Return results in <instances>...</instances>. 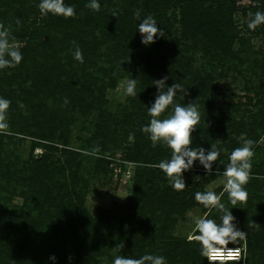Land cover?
<instances>
[{
  "label": "rangeland",
  "instance_id": "1",
  "mask_svg": "<svg viewBox=\"0 0 264 264\" xmlns=\"http://www.w3.org/2000/svg\"><path fill=\"white\" fill-rule=\"evenodd\" d=\"M29 1L31 5L41 2V0ZM116 1L124 2V0ZM64 3L74 7L76 13L73 18L61 16L65 23L79 20L77 23L81 24L82 20L84 22L89 20L90 11L86 7L90 3L89 0H64ZM13 5L16 8L22 6L21 3ZM233 5L235 27L230 32L233 39L221 38L210 48L208 37L200 35L196 37V48L190 52L189 67H177L178 64L166 62L165 68L160 67L157 71L159 74H182V76L185 74L189 78H192L191 74L215 76L214 88L208 94H204V90L193 91L196 99H191L192 92L189 88L184 89L186 78L183 76L180 79V85L187 93L177 95H183L188 99L184 102L185 105L192 103L191 100L195 101L200 113V121L192 134L193 142L190 147H202L207 152L211 150V145L215 144L220 150L219 159L213 163L210 175L199 161H195L193 167L183 173L186 184L184 191L174 190L165 173L154 167L161 160L170 159L171 150L166 145L157 143L154 146L148 135L142 132L141 129L144 126L139 130L140 139L136 140L135 137L133 140H129V137L123 139L126 132L122 126L118 125L119 122L111 120L112 115L120 116L126 107L128 95L125 94V88L130 76L124 74L134 73L128 66L122 65L121 58L127 55L126 50H129L130 56H134L133 47L126 45L115 55L110 49H102L98 45L97 48L100 49L98 54H94L95 58L88 55L87 59H83V69L79 68L78 61L68 56L67 60L61 64L62 66H59L64 74H94V76L91 75L92 77L87 75L82 81L72 86L75 88L74 94L86 100L95 98L99 100L98 108L88 109L85 113L79 110L78 121H75L76 117L72 116V119H65L64 122L48 121V127H43L36 109L40 113L44 110L42 105L48 101L47 96L38 95L39 87L32 86V82L22 84L24 85L21 86L23 95L15 100L19 106L22 104L23 107L20 106V109H16L13 114L7 116L8 128L6 133L2 132L6 135L7 148L12 150L14 154H11L16 155L17 160L22 163L34 158L42 160L39 164L41 167L49 163L53 168L49 174V182L52 185L64 181L65 191L67 189L71 192L77 191L92 215L100 211L101 215L103 213L109 217L110 222L103 228L102 234L112 233V235L102 245L99 264H112L117 255L140 258L143 252L145 255V249H149L156 243V236H159L157 234L166 231L172 230L173 235L187 240L189 235H192L194 239V236L199 234L194 224L197 218L206 216L221 223L222 213H217L218 210L215 209L204 208L195 200V193L202 192L204 186L207 191H215L218 187L223 188L225 178L222 173L230 162L231 152L242 146L240 139L242 134H245L247 139L256 138L255 141L253 140L255 142L253 151L256 157L260 154V159L264 160V130H260L264 128V116H262L264 115V96L261 98L259 93L261 87H264V81L262 83L261 80L264 74V24L259 25L255 30L248 28V23L257 11L261 12L264 4L256 0H236ZM6 9L11 15L15 14V10ZM176 11L178 12L177 8H171L169 13L174 14ZM47 16L48 14L44 17ZM147 16L153 17L152 13ZM42 17L41 13L36 15L37 19ZM176 18H179V15ZM171 22L173 28L171 27L167 33L173 39L176 35L174 30L179 29L180 24L178 19L177 21L171 19ZM55 28L56 26H50L40 32L36 47L42 50L41 40L51 38V41L56 43L49 44L47 48L48 50L50 48L51 53L56 51L58 59L59 50L54 48L60 43L64 45L66 37L62 27L61 30H56V34H51V29ZM8 29L12 34L15 32L12 28ZM206 32L204 29L201 34L205 35ZM12 38L23 46L24 41L21 42L14 36ZM39 73L35 72L33 78ZM41 74H49V70L43 69ZM174 80L177 79H170L175 83ZM53 101L48 102L49 106L53 108L54 105L59 111L58 103ZM172 110L170 106L160 118H166ZM59 115L63 118L61 112ZM82 126L87 128V131L82 130ZM199 127H201L200 130ZM257 131H261L259 138ZM259 145L260 150L257 151ZM130 147L137 148L144 163L135 161L127 155V149ZM97 148L99 151L93 154ZM139 164L150 168L145 171L143 180L137 178L139 189L148 190L150 193L146 201L144 200L145 203L141 205H137V201L131 202L130 199L136 189L135 172ZM33 170L36 169L33 167ZM63 175H67L68 178L64 179ZM74 175L78 181H76L77 184L74 182L75 190L73 191L71 180L74 181ZM222 191L223 189L220 193ZM1 197L7 202L9 192L6 191ZM65 198L68 199L67 196ZM23 200V196L12 195L9 203L12 206H20L23 205ZM173 202H175L173 209L176 207V210L171 211L166 207ZM165 208L169 213L163 212ZM239 208L229 209L235 220L244 214V209L237 212ZM173 220H175L174 226ZM229 245L238 246L241 249L239 262L244 263L246 239L242 243Z\"/></svg>",
  "mask_w": 264,
  "mask_h": 264
},
{
  "label": "trees",
  "instance_id": "2",
  "mask_svg": "<svg viewBox=\"0 0 264 264\" xmlns=\"http://www.w3.org/2000/svg\"><path fill=\"white\" fill-rule=\"evenodd\" d=\"M235 1L124 0L118 3L116 0H98L100 10L97 12L88 8L89 20L85 22L82 20L79 24L77 23L79 20L74 19H72L73 23H65L61 16L51 13L38 20L36 15L40 13L39 3L31 5L29 0L18 2L0 0V24L15 30L13 34L10 32L11 37L24 41L23 46L20 47L23 57L21 63L13 68L0 69V98L7 97L11 101L7 116L13 114L16 109H20L15 99L23 95L24 85L22 84L32 82V86L39 87L38 95H46L48 99L46 104L42 105L44 110L41 113L36 109L43 127H48V121L64 122L65 119H72V116L76 117L75 121H78L79 110L85 113L88 109H96L99 107V100L96 98L86 100L74 94L75 88L72 86L82 81L87 75L92 77L91 75L94 76V74H64L59 66L67 60V56L74 59L73 52L77 45L82 51L83 59H87L88 55L95 58L94 54H98L100 49L97 48L98 45L102 49H110L115 55L120 48L128 45L133 47L132 53L135 55L130 56L129 50H126L127 55L121 58L122 65L128 66L134 73L124 75L137 80V95L127 97L126 107L120 116L117 114L110 116L111 120L119 122L118 125L122 126L126 132L123 139L129 137L130 133L134 134L136 140L140 139L139 130L150 123L148 107L154 103L158 91L153 81L168 77L165 81L167 88L174 84L170 81L171 78L177 79L174 82L180 84V79L184 76L186 78L184 89L187 87L191 90V99H196L193 94L195 90H204V94H208L214 88L213 74H191L192 78H189L185 74L183 76L182 74H159L157 71L160 67L165 68L166 62L178 64L177 67H189L190 52L196 48V37L200 35L208 37L210 48L221 38L233 39L230 32L235 27L233 11ZM256 1L264 4V0ZM15 3H21V8H16L13 5ZM6 8L15 10V14L11 15ZM171 8H177L178 12L169 13ZM137 9L141 12V20L152 13L158 27L164 31L165 35L157 36L149 45L143 44V37L138 31V24L141 21L134 17ZM261 12H264V6L261 7ZM177 15L179 18H176ZM171 19L174 21L178 19L180 24L179 29L174 30L176 35L173 39L167 33L171 27L173 28ZM50 26H56L55 29H51V34H56V30H61V27L65 32V44L60 43L54 48L59 50L58 59L57 52L51 53L50 48L49 50L47 48L49 44L56 43L51 41V38L41 40L42 50L36 47L40 32ZM204 29L207 31L205 35L201 34ZM78 64L80 69L84 68L82 63L78 62ZM43 69L49 70V74H41ZM35 72L40 73L35 74L33 78ZM261 80L263 83L264 74ZM262 89H264L263 86L259 91L261 98L264 96ZM65 99L68 100L66 105ZM187 100L184 96L181 99L178 95L174 98V102L182 105H185L184 102ZM51 101L58 103L59 111L54 105V109L49 106ZM191 102L195 103L193 100ZM59 112L62 113L63 118ZM198 129L200 130L201 127ZM82 130L87 131V128L82 126ZM257 132H259L257 135L259 138L261 131ZM5 136L0 132V264H99L102 245L112 235V233L102 234L103 228L110 222L109 217L103 213L101 215L100 211H97L95 215L89 212L83 203V198L74 191V182L77 184L76 181H78L75 175L74 181L71 180L74 192L68 189L65 191L64 181L52 185L49 182V174L53 170L50 164L46 163L45 167H41L39 164L42 160L35 158L24 163L17 160L16 155H13L14 152L7 148ZM255 139L253 138L254 141ZM127 150V155L131 159L140 163L143 161L136 147H130ZM259 150L260 145L257 148V151ZM255 155L252 158L253 178L245 185L248 192L247 201L238 202L235 206L240 207L237 212L244 209V214L234 220V224L239 230L247 233L245 260L244 263L239 262V264H264V160L260 159V154L257 157ZM33 167L36 170H33ZM146 170L150 168L139 164L135 172L136 189L130 199L131 202L137 201V205L144 204L147 196L150 195L148 190L139 189L137 182V178L144 179ZM63 178L66 179L68 176L63 175ZM203 188L202 192L207 191L205 186ZM222 189L218 187L214 192L219 194ZM6 191L9 192L7 202L1 197ZM12 195L23 196V205H10ZM221 202L228 209L233 207L227 193L222 196ZM174 206L175 202L166 208L171 211L176 210V207L173 209ZM166 208L163 212L169 213ZM174 222L175 220H173V226ZM171 232L172 230L157 234L159 236H156V243L149 249H145V254L164 256L166 264H208L207 258L200 254L199 243L194 239L189 242ZM242 241H237L236 244ZM52 256H55V260L51 259Z\"/></svg>",
  "mask_w": 264,
  "mask_h": 264
},
{
  "label": "clouds",
  "instance_id": "3",
  "mask_svg": "<svg viewBox=\"0 0 264 264\" xmlns=\"http://www.w3.org/2000/svg\"><path fill=\"white\" fill-rule=\"evenodd\" d=\"M86 7L100 10L98 0H90ZM42 16L51 13L64 18L75 16V9L65 5L64 0H41L38 5ZM134 17L141 21L138 24V31L142 35V43L149 45L154 42L157 36H164V31L158 27L156 20L152 16H147L141 20V12L137 9ZM19 24V21H17ZM264 24V12L257 11L254 18L248 23V28L255 30L259 25ZM75 44V41H73ZM21 45L11 37L10 29L0 24V69L13 68L19 65L23 59L20 52ZM74 59L83 63V54L79 46L73 52ZM168 77L153 81L157 88V95L151 107H148V114L151 117L150 123L141 130L147 134L152 144L166 145L171 150L170 159L161 160L154 167L163 171L174 190L184 191L186 188L183 173L191 169L195 161H199L206 172L212 173L213 163L219 159L220 150L215 144L211 145V150L207 151L202 147L192 148V133L197 129L200 121V113L195 103L187 105L174 103V98L178 93L186 94L180 84L174 83L166 88L165 81ZM137 80L127 81L125 94L136 96ZM181 95V99H183ZM68 100H64L66 105ZM11 101L0 98V132H5L8 128L7 112ZM23 107V105H20ZM172 107V113L161 119L166 109ZM134 139V134H129V140ZM242 146L235 148L230 156V162L222 173L225 178L223 191L217 194L214 191L196 192L195 200L206 209H217L222 213L221 223L214 219L205 217L197 218L194 222L195 230L199 233L194 236L195 242L200 245V254L207 258L208 264H239L241 260V249L239 247L228 246L236 244L237 241L246 239L247 233L239 230L234 224L235 217L231 211L221 202L222 196L227 193L229 201L233 207L237 203H245L248 192L245 185L253 178L252 158L255 153L253 147L255 142L247 139L245 134L240 137ZM99 149H95L98 152ZM259 178V177H257ZM232 207V208H233ZM254 224V223H253ZM189 242L193 241V236L189 235ZM123 247V245H121ZM51 259L55 260V256ZM112 264H166L164 256L145 254L140 258H131L117 255Z\"/></svg>",
  "mask_w": 264,
  "mask_h": 264
}]
</instances>
